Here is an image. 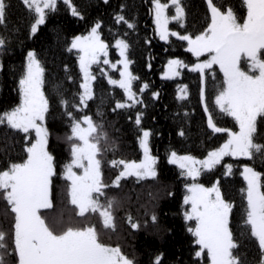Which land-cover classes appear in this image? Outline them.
Wrapping results in <instances>:
<instances>
[{
    "label": "snow or ice",
    "instance_id": "6c2138e0",
    "mask_svg": "<svg viewBox=\"0 0 264 264\" xmlns=\"http://www.w3.org/2000/svg\"><path fill=\"white\" fill-rule=\"evenodd\" d=\"M21 2L31 20L29 37L61 6L72 17L86 19L75 0ZM104 3L108 4L109 0ZM202 3L204 20L195 32L187 28V12L182 0L166 3L150 0L148 7L154 28L143 37L145 45L150 46L156 37L170 43L175 37L195 57V62L187 63L179 57L169 58L162 75L166 78L180 76L181 69L198 73L199 103L206 117L204 131L222 134V142L207 148L200 156L191 152L181 154L169 148L166 160L177 166L183 180V219L189 223L186 230L192 238L190 254L201 258L206 253L208 264H246L241 249L253 246L259 256L255 264H264V173L247 162L240 163V176L246 186L241 189L243 211L235 224L236 203L226 196L219 178L210 186L198 182L202 173L217 166L223 169L222 175H232L233 164L225 163L226 157L255 160L259 155L264 162V143L256 142L264 135V0H239V6L233 0L220 3L202 0ZM9 7L8 0H0V24H5ZM128 8L126 0H122L119 10L113 9L109 32L114 45L102 38L104 21L100 18L91 21L85 33L65 40L67 51H75L77 75L71 74L66 64L63 77L49 79L35 49L29 48L23 55L16 81L18 102L0 110V132L13 144V149L5 150L4 159L0 160V199L6 202L10 209L6 215L11 217L7 229L0 226V264H137L135 257L125 253L120 244L113 245L102 238V231L114 230V212L119 205L117 198L109 193L120 187L125 178H157L159 157L150 150L151 133L142 125L143 111L135 115L137 141L142 150L139 159L115 155L119 140L104 121L102 105L108 97L103 92L96 112L90 111V102L96 100L93 82L97 81V75L93 65L108 86L118 87L123 92L117 97L114 88L108 89L111 99L115 100L113 112L145 104L142 97L146 89L150 90L149 83H140L139 92L134 91L133 82H139L140 78L129 68L132 61L128 58L127 37L138 32V18L137 14L129 15ZM172 10L174 14H169ZM170 21H175L179 28H171ZM117 25L126 31H120ZM13 38L0 35V52L10 50ZM113 46L120 57L116 61L109 58V49ZM216 66L222 80L217 81L215 87L213 107L218 112L214 114L206 84L209 77L217 80ZM109 69L116 70L119 77ZM177 89L178 100L189 96L187 85L178 84ZM158 96V91H151L152 98ZM215 115L231 118V126H220ZM51 124L65 129L58 138L67 145V157L59 171L51 144ZM177 134L186 136L182 126ZM211 134L209 139H216ZM15 145L20 146V151L14 157ZM109 151L113 157L106 159ZM105 165L112 172L107 182L103 172ZM57 175L66 182L64 195L75 206L74 215L67 218L61 215L49 222L43 210L53 206V177ZM166 194L173 195L172 192ZM92 217H96L102 227H98ZM150 218L158 222L155 212ZM127 220L131 229L140 227L130 214ZM162 256L163 253L156 254L151 264H163ZM191 264L198 261L192 260Z\"/></svg>",
    "mask_w": 264,
    "mask_h": 264
},
{
    "label": "trees",
    "instance_id": "16d2710c",
    "mask_svg": "<svg viewBox=\"0 0 264 264\" xmlns=\"http://www.w3.org/2000/svg\"><path fill=\"white\" fill-rule=\"evenodd\" d=\"M9 9L6 13L5 24H0V35L14 37L11 40L9 49L0 52V62L3 68L0 69V110L18 102L16 91V81L19 76L23 55L29 48L35 49L38 58L43 62L46 75L49 79H59L64 76V65H68L71 74L77 75L79 72L76 63L75 52L69 53L65 47V40L73 35L86 32L90 22L96 18L104 21L102 38L112 41L113 35L109 32L110 17L113 9L119 10L122 0H109L108 4L104 0H75L84 12L86 19L79 20L72 17L63 7L55 13H50L44 25L39 26L38 32L32 37L28 36V25L30 16L21 0H8ZM129 5L128 14H137L138 32L131 33L127 39L130 43L128 58L132 61L130 70L140 78L139 82L134 81V91L139 92V84L148 82L150 90L143 93L144 105H139L131 110L123 109L112 111L115 100L111 99L106 79L99 75V69L93 66V71L97 75V81L93 82L96 92V100L90 102V111L95 113L97 105L101 103L100 96L103 92L108 97L102 105L104 121L108 130L113 136L118 137L119 148L116 156L126 159L141 158V150L137 141L138 129L135 125V115L137 111H143L142 125L150 130L149 147L153 155L159 157L156 165L157 178L137 180L129 177L122 180L121 186L113 188L109 193L114 195L119 201V205L114 212V230L102 231L104 241L120 244L125 253L134 256L137 264H151L158 253H163V264H191L192 260H197L198 264H208L206 253L201 258L191 255L192 244L191 234L186 227L189 223L183 219V180L179 177V169L171 165L166 160V151L169 148L176 149L179 153L191 152L200 156L206 152L207 148L218 146L222 140V134H211L210 130L206 134V117H203V106L199 103V74L190 72L188 69H181V75L175 79L165 80L161 78L164 66L169 58L179 57L186 63L195 62V57L186 51L177 38L172 37L170 42H162L158 37L151 40V45H145L143 37L153 32L154 25L148 14L150 0H126ZM166 3L167 0H161ZM221 0H217L220 3ZM239 6V0H233ZM187 12V28L195 32L201 28L204 20V5L202 0H182ZM171 14V12L169 13ZM119 29V26H115ZM170 27L178 29L176 22H170ZM126 31V29H119ZM109 58L113 61L118 59L117 52L113 47L109 49ZM151 67H148V65ZM116 78L119 77L116 70H110ZM218 73L217 80L209 77L206 84V94L209 106L214 114L218 112L213 107L216 83L222 80V74L216 67ZM54 82V81H53ZM69 84L71 82H68ZM187 85L189 96L183 100H178L176 93L177 85ZM103 85V87H102ZM78 87V84H77ZM50 88V85H49ZM117 97L123 95L122 90L114 88ZM151 91H158V98L151 97ZM182 105V106H181ZM187 112V117L185 116ZM129 116L132 117L129 120ZM203 117V119H202ZM215 119L222 127H229L232 124L231 118L222 115H215ZM183 127L186 136L180 137L177 133ZM53 135L51 137L52 149L57 158V171L67 157V145L62 139L65 129L59 124H51ZM215 135L216 139H209V135ZM264 143V135L257 141ZM13 149L11 141L5 138L0 132V160L4 159L5 150ZM20 151V146L15 145L13 156ZM113 153L108 152L106 159H111ZM225 163L233 164V174L222 175L223 169L220 166L212 170H206L198 178L199 183L210 186L212 182L219 178L226 196L236 203V212L233 215L234 224L238 221L243 209L241 206L242 192L245 182L240 176V163L247 162L257 171L264 173V162L259 155L255 160L249 158L226 157ZM104 178L109 181L112 172L109 167H103ZM190 182V181H189ZM66 182L59 176L53 177V206L43 210L48 216L49 222H54L61 215L65 218L74 215L75 206L71 205L65 195ZM172 192L169 196L166 193ZM8 209L6 202L0 199V226L7 229L10 216L6 215ZM155 212L158 222L151 221V214ZM131 215L133 222H139L138 229H131L127 216ZM98 227H102L96 217L91 218ZM147 220V223L145 221ZM244 253L242 259L246 257V264H255L259 259L256 249L249 246L241 249Z\"/></svg>",
    "mask_w": 264,
    "mask_h": 264
},
{
    "label": "rangeland",
    "instance_id": "374dc122",
    "mask_svg": "<svg viewBox=\"0 0 264 264\" xmlns=\"http://www.w3.org/2000/svg\"><path fill=\"white\" fill-rule=\"evenodd\" d=\"M171 7V6H170ZM171 14H174V10H172V12H171ZM170 22H175V21H170ZM162 42H165V41H162ZM75 52V51H74ZM116 52H117V56H118V59H120V57H119V53H118V51L116 50ZM117 59V60H118ZM166 64H167V62H166ZM165 64V65H166ZM94 66V65H93ZM217 68H218V66H216ZM129 68H130V65H129ZM219 69V68H218ZM110 70H114V69H110ZM164 70H165V67H164ZM164 70H163V72H164ZM162 72V73H163ZM176 77H178V76H175V77H171V78H166V77H164L162 74H161V78L162 79H165V80H170V79H175ZM141 150V149H140ZM141 156H142V150H141ZM233 158V157H232ZM240 158H244V157H240ZM175 166V165H174ZM177 167V166H176ZM134 177V176H133ZM243 178V177H242ZM146 179H150V178H146Z\"/></svg>",
    "mask_w": 264,
    "mask_h": 264
}]
</instances>
